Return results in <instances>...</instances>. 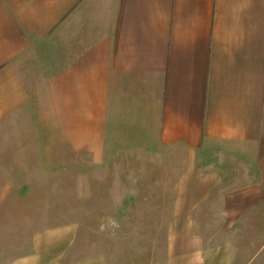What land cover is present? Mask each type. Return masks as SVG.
Returning a JSON list of instances; mask_svg holds the SVG:
<instances>
[{"label":"crops","instance_id":"crops-1","mask_svg":"<svg viewBox=\"0 0 264 264\" xmlns=\"http://www.w3.org/2000/svg\"><path fill=\"white\" fill-rule=\"evenodd\" d=\"M68 115L183 152L164 264H264V0H0V123ZM62 232L7 264L72 261Z\"/></svg>","mask_w":264,"mask_h":264},{"label":"rangeland","instance_id":"rangeland-1","mask_svg":"<svg viewBox=\"0 0 264 264\" xmlns=\"http://www.w3.org/2000/svg\"><path fill=\"white\" fill-rule=\"evenodd\" d=\"M68 115L45 89L26 112L0 123V264L62 232L72 261L164 264L180 150L136 148L130 134Z\"/></svg>","mask_w":264,"mask_h":264}]
</instances>
